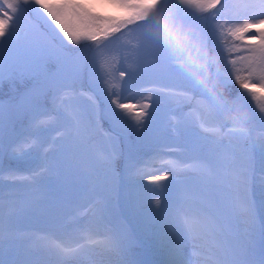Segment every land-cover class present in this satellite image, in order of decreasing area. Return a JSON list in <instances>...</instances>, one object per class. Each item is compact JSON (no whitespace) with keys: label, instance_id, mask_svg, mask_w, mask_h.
Masks as SVG:
<instances>
[{"label":"snow or ice","instance_id":"obj_1","mask_svg":"<svg viewBox=\"0 0 264 264\" xmlns=\"http://www.w3.org/2000/svg\"><path fill=\"white\" fill-rule=\"evenodd\" d=\"M23 80L33 86L19 93ZM255 89L264 0H0V264H46L27 242L51 264H137L112 219L118 201L103 195L118 160L137 204L150 202L160 264H264V104L244 103L264 100ZM160 100L174 106L171 142L143 135ZM101 132L109 146L94 142ZM132 136L146 150L125 156L118 145ZM173 185L179 203L166 208L157 197ZM80 195L87 205L39 238L20 227Z\"/></svg>","mask_w":264,"mask_h":264},{"label":"trees","instance_id":"obj_2","mask_svg":"<svg viewBox=\"0 0 264 264\" xmlns=\"http://www.w3.org/2000/svg\"><path fill=\"white\" fill-rule=\"evenodd\" d=\"M33 84V81L30 80H23V81H17L15 87L19 93H23L26 90L25 87ZM10 85L7 81H5L3 85V93L5 94V99H7V95L10 92ZM242 90L239 89L238 85H233V90L229 93L230 95H235L237 92H241ZM244 102H252L255 103L256 105L258 104H264V101L262 102L261 100L259 101H253L247 93H244ZM163 113L158 112L155 114V121L152 126L143 134L145 138H151L152 140L156 142H171L173 139L172 136H168L164 133L161 132V124L163 122ZM103 123V128L106 130L108 128V125L104 122ZM103 141L105 143V146L107 145L106 138L103 136V132L100 133L99 136L95 138L94 142H101ZM120 150L125 154V156L130 152L134 150H140L145 151L146 149L143 148L142 144L137 142V138L135 136L130 137L127 141H121V143L118 145ZM222 151H229L232 152L234 151L237 156H239L241 159H243V153L240 149H232L229 147H225L224 149H221ZM258 152V151H257ZM259 154V153H257ZM255 154V167L257 171V176H259V170L261 167L260 163V157ZM31 163H34V161H30L28 164L22 165V167L26 168L28 167ZM137 185V182L132 181L131 179L127 178L124 174V163L123 160H118L115 164V173H108L106 178H105V184L103 188V195L106 197H111L114 202L118 201V209L116 213L114 214L113 218H116L118 216H121L123 214H126L130 221L133 223L132 225V231L133 234L136 238L138 239H143L144 241L148 240V231H146V234L142 232L147 229V225L145 222L147 221V209L143 203V207L141 208L139 205L136 207H129L126 205L122 204V197L124 195H119V190L120 188L126 187L125 189L127 190L130 186H135ZM256 193V196H255ZM254 193V198L257 201V203L260 202L262 199L261 192L259 190V184L257 183V188ZM208 194L211 197L215 196V190L213 186L210 184V190ZM89 200L88 196L80 195V196H74L73 197V203L71 205V208H65L61 212L62 213H68L71 211L72 208H79L86 204ZM60 213V212H59ZM55 213H49L47 211L39 212L36 213L35 215L31 216L30 218L26 219L23 221V223L30 224L31 227H40V228H48L49 226L52 225V216ZM135 216V217H134ZM143 234H142V233ZM256 242L260 243L259 240V234L257 233L256 236ZM6 259V258H5Z\"/></svg>","mask_w":264,"mask_h":264},{"label":"rangeland","instance_id":"obj_3","mask_svg":"<svg viewBox=\"0 0 264 264\" xmlns=\"http://www.w3.org/2000/svg\"><path fill=\"white\" fill-rule=\"evenodd\" d=\"M89 2H91V0H89ZM97 10L99 11V9H97ZM237 43H239V42H237ZM139 83H141V82H135L134 81L132 83L131 87L136 89L137 85ZM32 86H33V84H30V85L26 86L24 90L27 91ZM255 91H257L258 94H260V95H264V93H261L259 89H255ZM261 101L263 102L264 100H261ZM244 103H245L246 108H249L252 111H256L257 105L255 103H252V102H244ZM171 108H173V106H170L164 100H160V101H158L156 112H155V113H157L158 111H160V112L163 113L164 121L161 124V129H162V131L164 133H167V134H170V135H171V133H170V131L167 128V121L169 119V114L171 112ZM257 115H259L258 112H257ZM55 136H56L55 130H52V131H50L47 134V137H48L49 140H52ZM257 153H259V152H256V154ZM257 156H259V154H257ZM164 183H167V181H165ZM209 190H210V184L205 186L202 189L203 195L206 198V200L211 202L214 197H211L208 194ZM137 192H138L137 185L130 186L127 190L125 188H123V187L120 188L119 195H124V197H122V204L126 205V206H129V207H136L138 205L137 204V199H136L137 198ZM180 195H181V192L173 185V186H170L162 194V196L157 197V198H161L162 199V204H164L165 207L167 208L168 206H170V205H172L174 203L178 204L179 203V199H180ZM149 203L150 202H148V201L144 202V205H145L146 209H148ZM152 203L154 205V202H152ZM64 216H65V213H62V212H60L59 214H54L52 216V225L51 226H49L48 228H40L39 227L38 229H43L46 232H49V231L52 230L54 224L58 223ZM122 219L128 220L130 222V225L128 226L124 221H122ZM113 221L117 222V223H122L123 227L126 228V230L129 232V234L131 236V239L133 241V247H132V250H131V257H132V259H134L137 262V264L140 263V261H141V253H142L143 250L147 251V254L153 260V264H160L161 257H160L159 252H158L157 241H156V238H155V236L153 234V230H152V228L150 226V223H149L148 219L145 222L146 224L148 223V225L146 226L147 229L145 231L142 230V232L145 233V234H146V231H148L147 232L148 233V237H147L148 240L147 241H144L143 239L142 240H136L135 236L132 233V228H131L133 223L130 221V219L128 218V216L126 214H123L122 216H119V217L113 219ZM84 222L86 223L87 219H85ZM28 226H30V224L23 223V222L20 225V227H28ZM24 231L27 233L26 230H24ZM46 232H39L35 236L37 238H39L40 236H42ZM25 247H30V251H31V253H32V255H33V257L35 259L40 260V261H44V262H46V264H51V261H47V258L44 255L42 249L39 248L38 246L37 247H31V242H27L25 244ZM257 248H259V245H257ZM5 258L7 259V256Z\"/></svg>","mask_w":264,"mask_h":264},{"label":"water","instance_id":"obj_4","mask_svg":"<svg viewBox=\"0 0 264 264\" xmlns=\"http://www.w3.org/2000/svg\"><path fill=\"white\" fill-rule=\"evenodd\" d=\"M141 264H153V261L146 255V253H143Z\"/></svg>","mask_w":264,"mask_h":264}]
</instances>
